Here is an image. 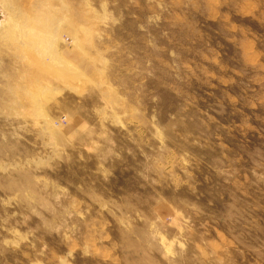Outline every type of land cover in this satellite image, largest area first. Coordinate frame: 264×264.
<instances>
[{
  "label": "rangeland",
  "instance_id": "obj_1",
  "mask_svg": "<svg viewBox=\"0 0 264 264\" xmlns=\"http://www.w3.org/2000/svg\"><path fill=\"white\" fill-rule=\"evenodd\" d=\"M9 1L0 264H264V0Z\"/></svg>",
  "mask_w": 264,
  "mask_h": 264
},
{
  "label": "bare ground",
  "instance_id": "obj_2",
  "mask_svg": "<svg viewBox=\"0 0 264 264\" xmlns=\"http://www.w3.org/2000/svg\"><path fill=\"white\" fill-rule=\"evenodd\" d=\"M10 1L9 0H0V7L1 9L5 11L11 12L10 8ZM17 10V9H16ZM20 10V8H19ZM15 11V10H14ZM15 13H17L15 11ZM21 14V12H19ZM10 14V13H9ZM19 14V15H20ZM13 15V14H10ZM9 15V18L4 24H6V33L3 36L4 40H9L12 41L14 45L18 46L19 45H28L32 46L31 49L35 46V50L38 49V55H44L48 58V60L52 63H54V57L51 49V35L49 33H38L34 32L33 28H30L29 30H24L22 27H20L18 24L19 18H11ZM18 15V14H17ZM22 16V15H21ZM19 17V16H17ZM23 17V16H22ZM23 22V21H22ZM24 23V22H23ZM22 24V23H21ZM23 25V24H22ZM26 27V26H24ZM39 39V41H38ZM19 44V45H18ZM48 61V62H49ZM47 63V61H46ZM50 65V63L47 65V67Z\"/></svg>",
  "mask_w": 264,
  "mask_h": 264
}]
</instances>
